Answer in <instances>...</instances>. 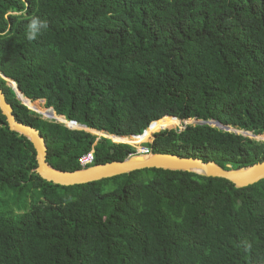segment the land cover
I'll return each mask as SVG.
<instances>
[{
    "label": "trees",
    "instance_id": "1",
    "mask_svg": "<svg viewBox=\"0 0 264 264\" xmlns=\"http://www.w3.org/2000/svg\"><path fill=\"white\" fill-rule=\"evenodd\" d=\"M0 73L32 102L109 135L140 136L174 117L262 136L264 0H0ZM0 87L57 170L82 169L91 152L92 166L137 152L45 120L1 78ZM184 128L146 147L224 169L264 161L263 141ZM36 168L32 143L0 110V264H264V179L239 189L145 169L64 187Z\"/></svg>",
    "mask_w": 264,
    "mask_h": 264
},
{
    "label": "water",
    "instance_id": "2",
    "mask_svg": "<svg viewBox=\"0 0 264 264\" xmlns=\"http://www.w3.org/2000/svg\"><path fill=\"white\" fill-rule=\"evenodd\" d=\"M3 77L7 78L0 73V78L4 80ZM6 85L10 87L7 83ZM15 94L17 99L21 101L17 93ZM40 101H44V103H46L45 100H40ZM22 104L24 103L22 102ZM0 110L3 116H5L6 118L10 131L15 132L27 138L32 143L36 151V160H37V168L35 169V172L43 180L56 185H60L64 187L85 185L145 169L183 171V172L195 173L205 177L225 179L231 182L232 184H234L235 187L239 189L249 187L251 185L259 183L264 179V161L246 168L224 169L215 162L212 161L205 162L199 158L181 157L175 154H153V153H150L148 155H144V154L132 155L127 159H125L124 161L95 165L87 168H82L77 171H67V172L60 171L53 168L48 163L47 160L48 146L46 144L44 137L36 128L29 125H25L24 123H21L16 119L14 115L13 107L7 101L6 95L1 89V87H0ZM65 122L68 121L65 119ZM69 123L71 124V126L65 124L69 129H72L73 125H77L76 122H69ZM194 123H195L194 125H210L212 127H217L227 132H234L236 134H241L244 137L255 139L257 141H263L260 139L261 136H256L251 132L238 131L229 126H223L216 121L194 120ZM81 127L84 128V126ZM81 130H85V129H81ZM180 131H182V129ZM103 137L108 138L106 136Z\"/></svg>",
    "mask_w": 264,
    "mask_h": 264
},
{
    "label": "bare ground",
    "instance_id": "3",
    "mask_svg": "<svg viewBox=\"0 0 264 264\" xmlns=\"http://www.w3.org/2000/svg\"><path fill=\"white\" fill-rule=\"evenodd\" d=\"M4 80H6L7 84L10 86L11 90L14 93H17L21 102H23L30 110L34 111L37 114H40L43 118H45L49 121H59L61 123H64V125L67 124L68 126H71V124L69 122H65L64 117L58 116L56 114V112H54V110L45 108L44 101L32 102L31 100L26 98L17 89V85L14 81H12L11 79H6V78H4ZM180 122L181 121L177 118L165 117V118H163L157 122L152 123L151 126L146 130V132L143 135L133 136V137H118V136L109 135L107 133H104V131L98 132L96 130H90L88 128H86L85 130H87L88 132L94 133L95 135L106 136L110 140H112L116 143L130 144V145L137 147V146L142 145L144 142H148L154 133H156V132L158 133L159 131H162V130L168 129V128H175L180 124ZM72 127L79 128V129L83 128V127L79 126V124L73 125ZM260 139L264 140V136H261ZM137 150H138V147H137Z\"/></svg>",
    "mask_w": 264,
    "mask_h": 264
},
{
    "label": "rangeland",
    "instance_id": "4",
    "mask_svg": "<svg viewBox=\"0 0 264 264\" xmlns=\"http://www.w3.org/2000/svg\"><path fill=\"white\" fill-rule=\"evenodd\" d=\"M6 81V80H5ZM7 83V82H6ZM44 106H45V103H44ZM47 120V119H46ZM191 124H195L194 123V120H189V121H186L185 123L184 122H180V124L177 126V127H175V128H170V129H164V130H171V129H184V127L186 126V125H191ZM66 126V125H65ZM181 126V127H180ZM179 127V128H178ZM72 129H76V130H81V129H83V128H81V129H79V128H74V127H72ZM84 129H86L85 127H84ZM164 130H162V131H164ZM86 131V130H85ZM159 132H161V131H159ZM158 132V133H159ZM91 134H93V135H95L94 133H91ZM155 134H157V132L156 133H154L153 135H152V137H151V139L148 141V142H144L142 145H140V146H137L138 147V150H141V149H143L145 146H146V144H148V143H152L153 142V140H154V135ZM95 136H97L98 138H101V137H103L102 135H95ZM264 136V135H263ZM264 141V140H263ZM112 142H114V141H112ZM114 143H116V142H114ZM122 144H124V143H122ZM128 145H130V144H128ZM130 146H132L133 148H135L136 150H137V147H135V146H133V145H130ZM137 150V151H138ZM17 212H18V210H17Z\"/></svg>",
    "mask_w": 264,
    "mask_h": 264
},
{
    "label": "built area",
    "instance_id": "5",
    "mask_svg": "<svg viewBox=\"0 0 264 264\" xmlns=\"http://www.w3.org/2000/svg\"><path fill=\"white\" fill-rule=\"evenodd\" d=\"M150 153H151L150 150L145 146L143 149L138 150L136 152V154H134V155H137V154L148 155ZM94 160H95L94 154H93V152H91V153L87 154L86 156H84L83 158L80 159V165L82 168L91 167L94 163Z\"/></svg>",
    "mask_w": 264,
    "mask_h": 264
},
{
    "label": "clouds",
    "instance_id": "6",
    "mask_svg": "<svg viewBox=\"0 0 264 264\" xmlns=\"http://www.w3.org/2000/svg\"><path fill=\"white\" fill-rule=\"evenodd\" d=\"M29 27H30V31L28 34V39L31 40V39L35 38V35L37 33V22L35 20H33Z\"/></svg>",
    "mask_w": 264,
    "mask_h": 264
}]
</instances>
